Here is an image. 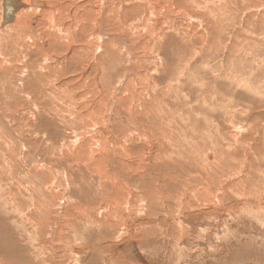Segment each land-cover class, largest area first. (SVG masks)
<instances>
[{
    "label": "rangeland",
    "instance_id": "obj_1",
    "mask_svg": "<svg viewBox=\"0 0 264 264\" xmlns=\"http://www.w3.org/2000/svg\"><path fill=\"white\" fill-rule=\"evenodd\" d=\"M40 1L0 29V264H264V0Z\"/></svg>",
    "mask_w": 264,
    "mask_h": 264
},
{
    "label": "bare ground",
    "instance_id": "obj_2",
    "mask_svg": "<svg viewBox=\"0 0 264 264\" xmlns=\"http://www.w3.org/2000/svg\"><path fill=\"white\" fill-rule=\"evenodd\" d=\"M32 1H34V0H23L22 1V3L25 5L24 6V8H21L19 11H17L15 14H14V16L12 17V21L10 22V23H8V24H4L3 25V14H4V10H3V7H2V4H0L1 5V18H0V29H5V27L7 26H9V25H11V24H13L15 21L17 22V20L19 19V22L18 23H20L21 21H23L22 19L25 17V13H27L29 10H32V8H30L31 6H33V7H38L37 9H44V11H45V9H47V11L46 12H49L48 11V5H46L44 2H42V1H40V0H37V1H39V2H42L44 5L43 6H35V5H33L31 2ZM29 2V3H28ZM29 4L31 5V6H29ZM36 13H37V11H35ZM41 12H42V10H41ZM25 14V15H24ZM47 14V13H46ZM133 16V15H132ZM26 18V17H25ZM25 18H24V20H25ZM25 22V21H24ZM16 26V25H15ZM23 26V25H22ZM9 28V27H8ZM8 32V31H7ZM6 33V32H5ZM101 33V32H100ZM28 39V38H27ZM2 41H3V39H2ZM35 41V40H34ZM20 43V42H19ZM18 50V49H17ZM14 54V53H13ZM6 85V84H5ZM50 85V84H49ZM5 91H6V89H5ZM22 91V90H21ZM6 119V118H5ZM140 136V135H139ZM119 139H121V138H119ZM176 139V138H175ZM107 140V139H106ZM123 144H125V143H123ZM127 149V148H126ZM124 154V153H123ZM208 155V154H207ZM95 156V155H94ZM107 156V155H106ZM157 157V156H156ZM94 158V157H93ZM93 158H91V159H93ZM105 158H103V160H104ZM127 159V158H126ZM125 159V160H126ZM90 160V159H89ZM205 160V159H204ZM216 161V160H215ZM208 162V161H207ZM131 164V163H130ZM207 164V163H206ZM208 164H210V163H208ZM103 165H105V164H103ZM143 165V164H142ZM213 165V164H212ZM212 165H211V167H212ZM99 166V165H98ZM131 166V165H130ZM216 166V165H215ZM218 167H219V165H218ZM210 168V167H209ZM214 168V167H213ZM223 168V167H222ZM218 169V168H217ZM146 170V169H145ZM223 170H225V168L223 169ZM160 171V170H159ZM217 171V170H216ZM214 174L216 173V172H213ZM138 175V174H137ZM209 175H212L211 173L209 174ZM158 176V175H157ZM215 176V175H214ZM135 177V176H134ZM120 178V177H119ZM212 178H214V177H212ZM125 179V178H124ZM135 179V178H134ZM116 180V179H115ZM121 180V179H120ZM213 180V179H212ZM215 180V179H214ZM128 181V180H127ZM132 181H133V179H132ZM216 181V180H215ZM131 182V181H130ZM135 182V181H134ZM133 182V183H134ZM214 182V181H213ZM118 183V182H117ZM137 183V181L134 183V185ZM120 184V183H119ZM138 184H139V182H138ZM133 185V186H134ZM140 185H141V183H140ZM111 186V185H110ZM181 186V185H180ZM117 187H119V185L117 186ZM137 187H140V186H137ZM142 187H143V184H142ZM130 188V187H129ZM145 188V187H144ZM137 189V188H136ZM122 190V189H121ZM126 190H127V188H126ZM129 190V189H128ZM127 190V191H128ZM147 190V189H146ZM204 190V189H203ZM119 191V190H118ZM181 191V190H180ZM122 192V191H121ZM124 192V191H123ZM137 192V191H136ZM99 193V192H98ZM97 193V194H98ZM119 193V192H118ZM131 194H132V192H130ZM129 193V194H130ZM138 193H140L139 191H138ZM145 193V192H144ZM174 193V192H173ZM176 193V192H175ZM106 193H104V195H105ZM131 194H130V196H131ZM142 194V193H141ZM150 195V194H149ZM147 196V195H146ZM117 197V196H116ZM132 197V196H131ZM172 197V196H171ZM174 197V196H173ZM104 198V197H103ZM127 198V197H126ZM132 199V198H131ZM136 199V198H135ZM123 202V201H122ZM118 204V203H117ZM117 204H115V206L117 205ZM118 206V205H117ZM116 206V207H117ZM119 208V207H118ZM115 209V208H114ZM113 209V210H114ZM124 209V208H123ZM118 209H116L115 211H117ZM126 210V209H125ZM114 211V212H115ZM82 224V223H81ZM84 225V224H83ZM121 225V224H120ZM80 226V225H79ZM85 226V225H84Z\"/></svg>",
    "mask_w": 264,
    "mask_h": 264
},
{
    "label": "water",
    "instance_id": "obj_3",
    "mask_svg": "<svg viewBox=\"0 0 264 264\" xmlns=\"http://www.w3.org/2000/svg\"><path fill=\"white\" fill-rule=\"evenodd\" d=\"M23 0H2V7L4 10L3 14V25L8 24L12 21L14 14L19 11L21 8H24ZM35 6H43L42 2L34 0L31 2Z\"/></svg>",
    "mask_w": 264,
    "mask_h": 264
}]
</instances>
